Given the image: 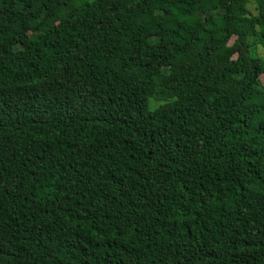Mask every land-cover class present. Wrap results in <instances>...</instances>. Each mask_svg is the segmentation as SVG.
I'll list each match as a JSON object with an SVG mask.
<instances>
[{
    "label": "trees",
    "instance_id": "1",
    "mask_svg": "<svg viewBox=\"0 0 264 264\" xmlns=\"http://www.w3.org/2000/svg\"><path fill=\"white\" fill-rule=\"evenodd\" d=\"M258 45L264 0H0V264H264Z\"/></svg>",
    "mask_w": 264,
    "mask_h": 264
},
{
    "label": "rangeland",
    "instance_id": "2",
    "mask_svg": "<svg viewBox=\"0 0 264 264\" xmlns=\"http://www.w3.org/2000/svg\"><path fill=\"white\" fill-rule=\"evenodd\" d=\"M248 6H249V10L252 13H254L255 12L254 5L253 4H249ZM257 53H258L259 56H261L262 58H264V50H263V48L260 45L257 46ZM212 61H213V57H211L210 55H208L207 59L203 62V65L205 67H210L211 64H212ZM261 81H262V83L264 85V76L263 75L261 76Z\"/></svg>",
    "mask_w": 264,
    "mask_h": 264
}]
</instances>
